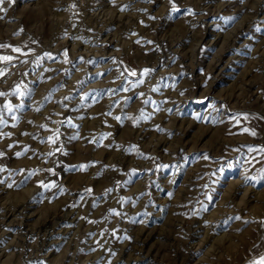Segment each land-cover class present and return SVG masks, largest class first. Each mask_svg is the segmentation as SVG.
Returning a JSON list of instances; mask_svg holds the SVG:
<instances>
[{
  "label": "rangeland",
  "instance_id": "1",
  "mask_svg": "<svg viewBox=\"0 0 264 264\" xmlns=\"http://www.w3.org/2000/svg\"><path fill=\"white\" fill-rule=\"evenodd\" d=\"M0 7V264L264 258V0Z\"/></svg>",
  "mask_w": 264,
  "mask_h": 264
},
{
  "label": "snow or ice",
  "instance_id": "2",
  "mask_svg": "<svg viewBox=\"0 0 264 264\" xmlns=\"http://www.w3.org/2000/svg\"><path fill=\"white\" fill-rule=\"evenodd\" d=\"M5 2H6V0H0V6L4 5ZM5 11H6L5 8L0 7V12H5ZM0 18H2V17H0ZM0 47H9V46H8V45H0ZM13 51H15V52H19L20 49H18V48H13ZM12 59H13V57H11V56H3V57H0V61H11ZM146 73H147V70H145V74H146ZM2 74H3V73L0 72V75H2ZM131 75L134 76V75H136V73H135V72H132ZM137 83H138V84H142V83H143V80H140V81H138ZM125 91H127V89H125ZM0 95H3V93H0ZM37 110H39V109H37ZM116 119H119V117H117ZM41 127H44V126L42 125ZM48 139H49L50 142L55 143V140L53 139V137H49ZM0 155H2V154H0ZM16 155H17V156H20V155H22V153H17ZM49 155H51V153H49ZM82 167H83V166H82ZM0 171H3V169H0ZM32 174H34V173H31L30 175H32ZM3 182H4V181H0V183H3ZM41 185H42V186H45V187H50V186L43 185V182H41ZM8 187H12V185L9 184ZM88 191H91V190H88ZM109 191H110V190H109ZM117 214H118V213H117ZM237 219H239V217H237ZM257 264H264V258H261V260H260L259 262H257Z\"/></svg>",
  "mask_w": 264,
  "mask_h": 264
},
{
  "label": "bare ground",
  "instance_id": "3",
  "mask_svg": "<svg viewBox=\"0 0 264 264\" xmlns=\"http://www.w3.org/2000/svg\"><path fill=\"white\" fill-rule=\"evenodd\" d=\"M224 66H225V65H224ZM181 102H182V101H181ZM183 103H184V102H183ZM11 216H12L11 214H10L9 216H6V218H5L6 221L9 220ZM11 222H12V221H9V222H8V225H9L10 227L13 225ZM0 226H1V225H0ZM14 227H15V226H14ZM8 228H9V227H8ZM2 229H3V228H2ZM2 229H1V230H2ZM10 230H11V229H10ZM4 231H5V230H4ZM7 231H8V230H7ZM1 235H2V234H1Z\"/></svg>",
  "mask_w": 264,
  "mask_h": 264
}]
</instances>
